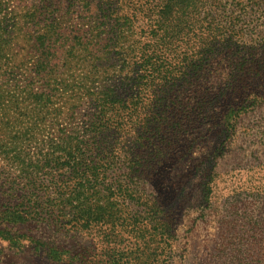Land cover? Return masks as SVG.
<instances>
[{"label":"trees","instance_id":"trees-1","mask_svg":"<svg viewBox=\"0 0 264 264\" xmlns=\"http://www.w3.org/2000/svg\"><path fill=\"white\" fill-rule=\"evenodd\" d=\"M263 91L264 0H0V237L36 222L79 256L92 237L104 264L130 239L137 264H174L178 222L154 190L215 137L194 173L210 205L221 183L232 199L201 264H264V159L216 172Z\"/></svg>","mask_w":264,"mask_h":264},{"label":"rangeland","instance_id":"rangeland-1","mask_svg":"<svg viewBox=\"0 0 264 264\" xmlns=\"http://www.w3.org/2000/svg\"><path fill=\"white\" fill-rule=\"evenodd\" d=\"M262 96L264 97V91ZM259 119L255 114L248 116L251 119H244L235 136L227 139V142L221 147L224 154H218L216 172L220 175L219 180L226 181L227 172L233 168L238 161H245L242 165L249 164L252 156L264 159V100L261 103ZM258 118L259 124L255 125L252 120ZM257 121V122H258ZM255 127V128H254ZM197 134V133H196ZM195 134V136H196ZM195 138V137H193ZM215 137L209 138L207 142L199 143L195 149L193 157L189 160L183 161L181 166H174V169L169 171L171 173L172 183L165 178L161 182L157 181L154 192L158 196V200L163 206L171 211L178 222L176 231V244L174 264H201L206 259V243L209 240L219 239V224L222 220V214L228 204L229 194L226 193L222 185L215 192V199L213 197V204L208 203L206 196L205 184L207 180H203L201 176L194 173L193 161L194 159L202 158L209 153H212L213 148L219 145ZM242 167V166H241ZM6 178L5 180H7ZM229 198V199H228ZM58 206V212L64 210V220H72L70 217L72 208L66 204H53ZM75 206L79 204H74ZM92 205V204H87ZM120 206L123 204H115ZM100 206H108V204H100ZM12 228V227H11ZM28 229L29 231H26ZM20 228V234H26L27 239H21L18 244L11 243V241L4 240L0 237V264H78V258L85 260V264H104L108 257H105L103 251H93L98 249V243L95 239H83L75 237L78 245L84 246L89 251L87 255L81 254V250L76 247L74 239L67 238L56 234L50 227L43 226L40 223L32 222L27 225V228ZM13 232L17 228H12ZM84 236L81 234V237ZM30 238V239H29ZM59 244L66 250H69L70 255L66 252L61 254L64 263H58V255L53 254L48 249V244ZM40 244V245H39ZM43 244V246H42ZM125 251H130L132 254L128 259H124L125 264H137L139 251H135L136 243L132 239L127 243ZM140 250V248L138 247ZM150 253V252H148ZM76 256L74 257V255ZM152 254V253H150ZM126 258V257H125Z\"/></svg>","mask_w":264,"mask_h":264}]
</instances>
